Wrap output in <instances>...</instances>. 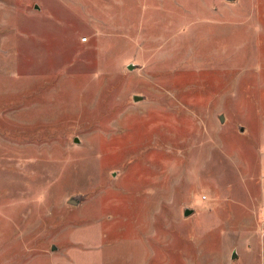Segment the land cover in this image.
I'll return each mask as SVG.
<instances>
[{"label": "rangeland", "instance_id": "1", "mask_svg": "<svg viewBox=\"0 0 264 264\" xmlns=\"http://www.w3.org/2000/svg\"><path fill=\"white\" fill-rule=\"evenodd\" d=\"M0 264H264V0H0Z\"/></svg>", "mask_w": 264, "mask_h": 264}, {"label": "water", "instance_id": "2", "mask_svg": "<svg viewBox=\"0 0 264 264\" xmlns=\"http://www.w3.org/2000/svg\"><path fill=\"white\" fill-rule=\"evenodd\" d=\"M130 67H132V65H130ZM134 98H135V99L142 98V95H141V94H135ZM223 117H224V115L221 114L220 118L223 119ZM78 199H79V198L73 196V197H71V198L69 199V201H70V202H73V203H77V202H78ZM192 211H193L192 208H186V209H185V214L188 215V214H190ZM232 256H233V257L237 256V252L234 251L233 254H232Z\"/></svg>", "mask_w": 264, "mask_h": 264}]
</instances>
